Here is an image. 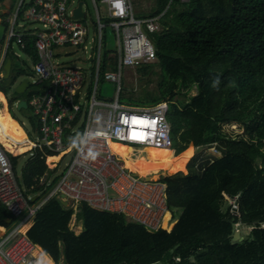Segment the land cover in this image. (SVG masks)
I'll return each mask as SVG.
<instances>
[{"label":"trees","instance_id":"obj_1","mask_svg":"<svg viewBox=\"0 0 264 264\" xmlns=\"http://www.w3.org/2000/svg\"><path fill=\"white\" fill-rule=\"evenodd\" d=\"M11 1L16 6L18 0ZM161 13V29L151 33L157 60L137 69L148 74L158 65V88L137 98L123 92L120 100L130 105L170 102L173 146H144L134 159L130 147L126 159L138 170L184 166L185 173L176 170L158 179L167 185L170 220L176 221L150 231L122 213L83 202L76 213L83 229L76 233L70 227L75 209L52 197L37 211L27 235L56 264L62 258L65 264H264V0H155L149 12L137 10L138 17ZM193 85L197 93L187 97L183 90ZM10 106V128L19 138L28 137ZM29 120L36 128L35 118ZM232 123L243 132L227 130ZM212 144L222 154L196 167L197 157L189 152ZM29 151L20 175L21 154H9L35 205L58 182V169L47 162L55 165L62 153ZM227 197L236 204L225 207ZM18 222L0 203V228L8 231ZM240 226L252 228L235 241Z\"/></svg>","mask_w":264,"mask_h":264},{"label":"built area","instance_id":"obj_2","mask_svg":"<svg viewBox=\"0 0 264 264\" xmlns=\"http://www.w3.org/2000/svg\"><path fill=\"white\" fill-rule=\"evenodd\" d=\"M93 2L97 12L96 38L91 44L95 55L90 57L94 61L89 74L95 85L88 91H83L87 70L59 61L63 48L86 49L91 42L87 40L89 27L84 8V18L74 15L76 0H18L16 6L0 9V24L5 25L0 39V82L7 79L5 64L11 59L14 43L33 62L31 70L25 66L17 72L31 73L34 78L33 83L28 81L31 95L26 99L37 123V139L27 138L31 149H46L53 155L62 153L52 168L73 153L70 162L56 174L59 180L53 189L32 205L15 173L11 151L0 141V203L19 220L0 237V264H37V244L26 231H21V226L35 218L46 201L62 194L97 210L122 213L150 231L168 224L166 215L171 212L166 183L136 175L112 146L131 143L170 148L174 144L169 101L130 105L120 100L127 69H138L157 60L155 44L146 31L161 29L160 19L165 11L138 17L134 0H100L107 6L104 20L97 1ZM107 27L114 34L115 45L103 51ZM11 73L12 60L9 77ZM102 79L116 86L114 99L98 98ZM232 204H236L235 199Z\"/></svg>","mask_w":264,"mask_h":264},{"label":"rangeland","instance_id":"obj_3","mask_svg":"<svg viewBox=\"0 0 264 264\" xmlns=\"http://www.w3.org/2000/svg\"><path fill=\"white\" fill-rule=\"evenodd\" d=\"M79 1H83V8L85 10V12L87 13V24L89 27V37H88V41H91L90 43H88V47L86 49H78L75 46H70V47H65L62 49L61 54L59 55V61L63 62L64 64L67 65H79L81 67H83L84 69L87 70L88 73V78L86 81V84L83 87V91H88V89L90 87H93L95 85L94 81L90 80V74L89 71L92 68V62L94 61L92 58L94 54V50L91 48V44H93L92 39L95 37L96 38V32H95V21H96V16H97V12H96V7L95 4L93 2V0H76V5L79 3ZM97 4L100 8V12L104 18V20L107 19V6L103 3L100 2V0H96ZM135 1V6H136V10H146V11H150L152 9V7L155 5V0H134ZM183 1H187V0H183ZM11 0H6L4 2V5L0 6V9H5L8 6L11 5ZM137 3H139V7H137ZM28 25H30V23H28ZM148 36L151 38V33H149L148 31H146ZM115 45V38H114V34L112 33L110 27L106 28V42L103 45V51L106 50V48H113ZM9 57H11L12 60V73L11 76L7 79H4L2 82H0V92H1V100H0V115L4 114L2 116V119L6 120L8 122V125L10 127L9 124V115L8 113H6V106L7 103L10 102L11 106L9 107L10 110V114L11 116H13L18 122L19 124L23 127V129L27 132L28 134V139L30 140H36L37 139V133L35 132V128L34 126H32L29 118L32 115V110L30 109V107L28 108H22V109H18V101L22 100V99H27V94H28V89L23 92V93H17L16 92V88L17 86L24 80V79H29L31 83L34 82V78L31 76V73H17L20 70H24L25 66H28V70H31L33 67V62L31 60V58L20 48L19 45H17L16 43H14L13 48L9 54ZM156 62V61H155ZM125 80H124V93L125 96H134V97H139L140 95H142L145 91H156L159 85L160 80L162 79V72L161 69L158 65L154 66L152 71L149 72L148 74H144L139 72L137 69H127L126 71V75H125ZM94 88V87H93ZM183 91H188V96H192L195 95L197 93V88L195 85L192 86V88H190L189 90H183ZM99 99H103V100H112L116 97V86L114 85V83L110 82V81H106L104 79H102L99 84H98V94H97ZM227 130L232 131L233 133L235 132L236 134L238 133H242L243 132V128L240 127L239 124L236 123H232L230 125L227 126ZM13 133L19 137V135H17L14 131ZM122 145V144H120ZM132 147L133 148V155L131 156L133 159L136 158V155L139 154V150L140 149H144V146H140V145H135V144H128V148L126 149V151L122 154L119 153V155L123 158V160H126V154L127 151L129 150V148ZM156 148V147H154ZM31 149V148H30ZM29 149V150H30ZM27 150L23 153H12V155H19L21 154L20 158H19V164L17 167L18 170V174L20 175L21 170L24 166V164L26 163V161L28 160V158L31 155V152ZM119 152V151H118ZM72 152H70L69 154H67L63 160L61 161V163L58 165L57 167V172L56 174L62 169L63 166H65L68 162H70L71 158H72ZM144 155H147V153H142ZM191 154H193L194 156L197 157V162H196V167H198V164L202 161H204L206 158H213L214 156H220L222 153L220 151V149L215 145H209V146H202V147H194V149H192V152H189V155L191 156ZM185 161L188 160L187 156H185ZM189 157V156H188ZM148 158V157H147ZM57 162V161H56ZM55 162V163H56ZM48 163V162H47ZM125 164H127V161H125ZM49 167H54L55 165H50L48 163ZM177 170V171H176ZM176 172L178 173H185V171H187L184 166L182 168H177ZM173 171V172H174ZM157 172L155 176H158L157 178L154 179H159L161 177L166 176L168 173V171L165 170H151L148 171V169L145 171V173H154ZM171 172V173H173ZM55 176V174H54ZM53 175L51 176L54 177ZM227 203L225 204V207L228 204H231L233 202V199L227 197ZM69 201V206H72L75 209V213L72 216V220L70 222V227L72 229H74V231H76V233H80L83 229V224L82 221L77 219L76 213L79 210V203L73 202L71 200ZM181 210H177V217L180 215ZM171 213L170 215L167 214L166 215V219L168 220V224L169 226H172L174 224V222L176 221V219H172L171 218ZM34 220V218L30 219L29 221ZM241 230V235H244L245 233H247L251 228L249 227H245V226H240L239 228ZM40 253V252H39ZM40 259H38L39 261ZM55 263V261H54ZM56 264V263H55ZM58 264H65L64 263V259L62 258L60 260V262Z\"/></svg>","mask_w":264,"mask_h":264},{"label":"bare ground","instance_id":"obj_4","mask_svg":"<svg viewBox=\"0 0 264 264\" xmlns=\"http://www.w3.org/2000/svg\"><path fill=\"white\" fill-rule=\"evenodd\" d=\"M0 100H1V92H0ZM4 114L0 115V141L4 144V146L11 151L12 153H23L31 148V143L27 140V137L24 138H19L16 136L12 129L9 127L8 122L4 119H2V116ZM31 140V139H30ZM113 149L119 154H122L126 151L128 148V145H120L119 143H113L112 144ZM119 151V152H118ZM124 159V163H125ZM125 166L134 171L139 173L140 175L147 176V175H152L153 178H157L158 176H155L157 172L154 173H145L146 170H138L134 167L133 163L127 162ZM148 171H151L148 169ZM168 173L173 172V169L167 170ZM32 221V220H31ZM31 222L27 221L21 226V231L25 232L27 228L30 226ZM40 252V253H39ZM35 254L38 256L40 259L37 264H55L53 259L49 257L48 254H45L40 250L38 247L37 250L35 251Z\"/></svg>","mask_w":264,"mask_h":264},{"label":"water","instance_id":"obj_5","mask_svg":"<svg viewBox=\"0 0 264 264\" xmlns=\"http://www.w3.org/2000/svg\"><path fill=\"white\" fill-rule=\"evenodd\" d=\"M83 4L84 2L83 1H79L77 7H75L74 9V15L76 17H81V18H84L85 16V12L83 10ZM4 32H5V25L4 24H0V39L3 38V35H4ZM5 68H6V77L8 78L9 75H10V70H11V59H8L6 64H5ZM28 81L29 79H24L16 88V92L17 93H23L26 91L27 87H28ZM22 108H28V102L26 99H22L20 101H18V109H22ZM136 175H139L141 178L143 179H146V180H153V176L152 175H147V176H143V175H140L139 173L137 172H134ZM59 200L61 201V203L66 206V207H69V201L68 199L66 198L65 195H61L59 197ZM251 228V227H249ZM6 232L5 229L3 228H0V237L2 235H4ZM233 239L235 241L237 240H242L243 239V236L241 235V230L240 229H237L234 233V236H233Z\"/></svg>","mask_w":264,"mask_h":264},{"label":"crops","instance_id":"obj_6","mask_svg":"<svg viewBox=\"0 0 264 264\" xmlns=\"http://www.w3.org/2000/svg\"><path fill=\"white\" fill-rule=\"evenodd\" d=\"M28 138V137H27ZM126 161L127 162H131V161H129V160H127L126 159ZM132 163V162H131ZM31 222V224H30V226L27 228V230H26V232L30 229V227L34 224V220H32V221H30ZM40 248V250L42 251V252H44L45 254H47L44 250H43V248L41 247V246H39V245H37V248ZM38 257V256H37ZM50 257V256H49ZM51 258V257H50ZM39 259V258H38ZM52 259V258H51ZM54 261V260H53ZM37 262H38V260H37Z\"/></svg>","mask_w":264,"mask_h":264}]
</instances>
